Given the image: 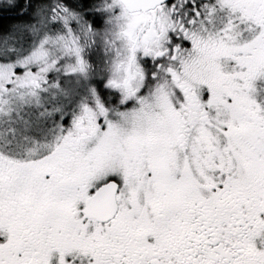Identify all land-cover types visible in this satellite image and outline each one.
Returning a JSON list of instances; mask_svg holds the SVG:
<instances>
[{
  "label": "snow or ice",
  "instance_id": "snow-or-ice-1",
  "mask_svg": "<svg viewBox=\"0 0 264 264\" xmlns=\"http://www.w3.org/2000/svg\"><path fill=\"white\" fill-rule=\"evenodd\" d=\"M0 264H264V0H0Z\"/></svg>",
  "mask_w": 264,
  "mask_h": 264
}]
</instances>
